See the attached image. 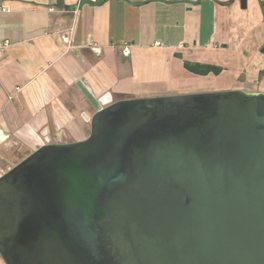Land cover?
<instances>
[{"label": "water", "instance_id": "95a60500", "mask_svg": "<svg viewBox=\"0 0 264 264\" xmlns=\"http://www.w3.org/2000/svg\"><path fill=\"white\" fill-rule=\"evenodd\" d=\"M103 105L0 175L6 264H264V92Z\"/></svg>", "mask_w": 264, "mask_h": 264}, {"label": "crops", "instance_id": "0c3cea01", "mask_svg": "<svg viewBox=\"0 0 264 264\" xmlns=\"http://www.w3.org/2000/svg\"><path fill=\"white\" fill-rule=\"evenodd\" d=\"M246 1L0 0V42H10L0 57V130L10 137L0 159L11 144L32 152L87 138L109 100L264 92V9ZM185 61L224 69L196 74Z\"/></svg>", "mask_w": 264, "mask_h": 264}, {"label": "rangeland", "instance_id": "374dc122", "mask_svg": "<svg viewBox=\"0 0 264 264\" xmlns=\"http://www.w3.org/2000/svg\"><path fill=\"white\" fill-rule=\"evenodd\" d=\"M208 92V91H203ZM196 93V92H192ZM10 141V137H8L0 147L4 146L7 142ZM30 152L24 151L23 149L19 148L16 144H11L8 146L7 150H5V154H3L2 159H0V174H3L7 171L10 167L14 166L17 162L23 159L26 155Z\"/></svg>", "mask_w": 264, "mask_h": 264}, {"label": "built area", "instance_id": "2783aa9c", "mask_svg": "<svg viewBox=\"0 0 264 264\" xmlns=\"http://www.w3.org/2000/svg\"><path fill=\"white\" fill-rule=\"evenodd\" d=\"M88 1L96 3V2H99V1H101V0H88ZM51 9H52V8H51ZM63 38H64L65 41L70 42V36H69V34H65V35H63ZM9 43H10L9 40H3L2 42H0V57H1L2 52L4 51V49L9 45ZM90 47H91L92 50H94V51H95L96 53H98V54H100V53L102 52V48H101V46L98 45V44H91ZM122 51H123V54H124V55H126V56L129 55V54H130V46H129V45H124ZM8 137H9L8 134H5V133H3V132L0 130V145H1V144H2V143H3Z\"/></svg>", "mask_w": 264, "mask_h": 264}, {"label": "trees", "instance_id": "16d2710c", "mask_svg": "<svg viewBox=\"0 0 264 264\" xmlns=\"http://www.w3.org/2000/svg\"><path fill=\"white\" fill-rule=\"evenodd\" d=\"M262 7L264 9V0H261ZM264 49V46H263ZM185 67L196 73V74H201V75H206L209 73H214L216 75L220 74L224 67L219 66V65H214V64H203V63H192L189 61H185Z\"/></svg>", "mask_w": 264, "mask_h": 264}]
</instances>
